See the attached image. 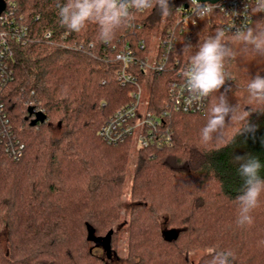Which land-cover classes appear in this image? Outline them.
<instances>
[{
    "label": "trees",
    "instance_id": "trees-1",
    "mask_svg": "<svg viewBox=\"0 0 264 264\" xmlns=\"http://www.w3.org/2000/svg\"><path fill=\"white\" fill-rule=\"evenodd\" d=\"M188 1L169 0L168 16L158 9L136 13L131 27H121L105 42L95 21L78 33L60 23L58 5L66 0H14L29 40L15 48L14 78L3 99L26 149L19 160L0 154V264H107L96 239L111 230V254L121 257L125 251L130 264H209L210 248L230 251L231 264H264V193L250 212L252 223L238 224L236 197L243 180L234 162L236 156H252L264 165V105L250 103L247 92L251 77L264 76V57L233 43L237 55L225 64L232 80L209 97L204 112L171 113L170 146L136 147L132 162L131 140L112 144L99 133L131 100L134 88L116 79L117 54L129 47L145 58L155 30L174 25ZM223 19L217 8L200 18L189 41L177 39L165 70L144 75L139 64L132 65L140 80L147 76L149 109L159 113L165 107L178 70ZM258 27H264V12L250 25ZM188 42L193 47L185 52ZM221 93L250 112L255 131L238 134L241 125L234 122L224 143L204 144L200 130ZM29 108L43 111L46 121L31 125L35 116ZM130 167L132 185L126 191ZM260 176L264 179V167Z\"/></svg>",
    "mask_w": 264,
    "mask_h": 264
},
{
    "label": "clouds",
    "instance_id": "clouds-1",
    "mask_svg": "<svg viewBox=\"0 0 264 264\" xmlns=\"http://www.w3.org/2000/svg\"><path fill=\"white\" fill-rule=\"evenodd\" d=\"M193 14L199 18L210 14L214 6L205 0H190ZM60 23L73 32L82 31L90 21L99 26V39L111 41L116 30L121 27H131L136 13H143L148 9H158L162 16L172 13L169 0H66L58 5ZM255 11L264 12V0H256ZM239 43L244 53L264 57V27L237 28L229 37L223 28H217L215 34L206 38L198 45L197 51L189 57V64L183 75L186 88L197 101L206 100L213 93H219L227 80H232L225 71L226 61L236 57L232 44ZM188 42L183 51L192 49ZM249 102L264 105V76L257 73L247 84ZM206 124L200 130V139L204 144L224 143L226 129L232 123L241 125L238 134L242 132L254 133L255 127L249 124L250 112L241 110L239 105L229 104L227 97L221 93L209 108ZM229 121L230 123H226ZM237 134V135H238ZM234 136L230 143L234 141ZM229 144H225L227 146ZM234 162L239 164L238 174L243 180L242 194L236 197L239 204L238 224H251L250 212L258 207L259 198L264 193V179L260 170L264 165L252 156H236ZM212 257L209 264H231L230 251L208 249Z\"/></svg>",
    "mask_w": 264,
    "mask_h": 264
},
{
    "label": "built area",
    "instance_id": "built-area-1",
    "mask_svg": "<svg viewBox=\"0 0 264 264\" xmlns=\"http://www.w3.org/2000/svg\"><path fill=\"white\" fill-rule=\"evenodd\" d=\"M201 3L205 1L200 0ZM214 8L224 14L221 28L226 32H235L237 28L250 27L257 15L255 11L256 0H219L212 3ZM187 7L180 8V16L175 24L160 28L159 51L154 64L150 63V55L145 58L138 57L131 48L120 51L116 58L120 65L115 69L116 79L122 86L132 84L131 100L118 107L101 125L99 133L109 143L118 144L131 140L137 148L152 147L162 149L173 143L172 127L169 124L172 112H204L209 97L203 101L195 100L186 88L183 75L186 68L178 70L176 77L169 88V97L165 107L155 113L149 109V98L146 103V112L140 111L142 104V81L132 70V65L144 69L145 74L165 70L179 37L189 41L192 37L193 27L197 25L199 17L193 14L190 0ZM8 5H10L8 9ZM16 3L7 0V8L0 15V154L5 153L10 158L19 160L26 149V144L21 139L9 115L3 99V89L14 78L15 48L19 43L29 40V27L23 18L16 15ZM50 38L51 32H46ZM141 47L145 48L146 41L141 39Z\"/></svg>",
    "mask_w": 264,
    "mask_h": 264
},
{
    "label": "rangeland",
    "instance_id": "rangeland-1",
    "mask_svg": "<svg viewBox=\"0 0 264 264\" xmlns=\"http://www.w3.org/2000/svg\"><path fill=\"white\" fill-rule=\"evenodd\" d=\"M156 34L154 35V38H153V41L150 45V49H149V55H150V63L154 64L156 59H157V54H158V51H159V36L161 34V30L160 28L158 27L156 30H155ZM147 78V76H144V79L142 81V104L140 106V111L142 113H145L146 112V101L148 100V98L150 97V85L149 83L147 82V80L145 79ZM131 159H132V162H133V158L135 157L136 155V152H137V148L136 146L133 144V142H131ZM133 175V168L130 167L129 168V172H128V177H127V182H126V186H125V190L128 191L132 185V176ZM129 196V194H128ZM129 209L126 208L125 212H126V217H129ZM126 240H127V233H125L123 235V239H122V244L125 245L126 243ZM2 242L5 241V238L3 237L1 239ZM100 248V249H99ZM97 252L102 255V256H105L106 259L108 260V263L107 264H130L131 262V259H129L126 255V252L123 251L121 252L120 250V255L121 257H117L115 254H111L110 257H108L106 255V249L103 247V246H99ZM203 252H200L198 254H193V257L195 259H197Z\"/></svg>",
    "mask_w": 264,
    "mask_h": 264
},
{
    "label": "water",
    "instance_id": "water-1",
    "mask_svg": "<svg viewBox=\"0 0 264 264\" xmlns=\"http://www.w3.org/2000/svg\"><path fill=\"white\" fill-rule=\"evenodd\" d=\"M205 1V0H202ZM210 1L212 3H216L219 0H207ZM187 7V4L185 5ZM6 9V1L5 0H0V15L3 13V11ZM29 112L30 114L34 113V118L31 119L30 124L31 125H36L37 123H43L46 121L47 119V115L43 112V111H34L33 108H29ZM113 230H111L110 234L106 237V238H98L96 239V237H94L93 233H91V238L92 239H96L97 243L99 245H102L106 250H107V254L108 257L111 256V247H110V241H109V237L112 234Z\"/></svg>",
    "mask_w": 264,
    "mask_h": 264
}]
</instances>
